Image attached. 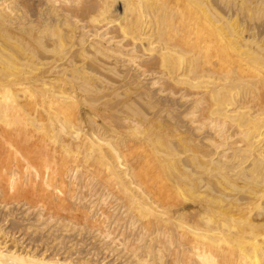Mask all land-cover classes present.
I'll return each mask as SVG.
<instances>
[{
  "label": "bare ground",
  "instance_id": "6f19581e",
  "mask_svg": "<svg viewBox=\"0 0 264 264\" xmlns=\"http://www.w3.org/2000/svg\"><path fill=\"white\" fill-rule=\"evenodd\" d=\"M0 213V264H264V0H0Z\"/></svg>",
  "mask_w": 264,
  "mask_h": 264
},
{
  "label": "rangeland",
  "instance_id": "374dc122",
  "mask_svg": "<svg viewBox=\"0 0 264 264\" xmlns=\"http://www.w3.org/2000/svg\"><path fill=\"white\" fill-rule=\"evenodd\" d=\"M2 213H3L4 217H5V213H4V212H2ZM2 213H0V218H1V219H0V224H3V223H1V220H2V222L5 223V221H3V220H4V219H3L4 217L2 216ZM19 214H20V212L17 211V210H15V213H14L13 215H10V216H9V219H11L10 222H8L7 224H4V227H6V229H9V228H10V229H9V234L12 235V233H13V235H14V233H15V235H16V236L14 235L15 237H18V236H19V238H21V237L24 236L25 239H28V238H30V237H29L30 235H29V236H28V235H22V234H24V233L21 234V232H24V231L22 230V227L20 226V225H22V221H20V215H19ZM1 216H2V217H1ZM11 216H13V217H11ZM5 218H6V217H5ZM14 218H15L16 220H15ZM12 220H15V221H12ZM17 221H19V223H18ZM11 222H15V223H11ZM16 222H17V223H16ZM24 223H25V222H24ZM24 223H23V224H24ZM11 224H13L12 226L17 227V228H15V229L12 228V227H11ZM19 224H20V225H19ZM15 225H16V226H15ZM17 225H18V226H17ZM9 226H10V227H9ZM19 226H20V227H19ZM18 227H19V229H21L22 231L20 230V232H19ZM11 229H12V232H11ZM16 229H17V230H16ZM16 232H18V233H16ZM11 235H10V236H11ZM21 235H22V236H21ZM36 237H37V236H36ZM36 237H34V238H36ZM31 238H32V236H31ZM36 239H37V238H36ZM36 239H34V240H36ZM28 242H29V240L26 241V243H28ZM26 243H25V244H26ZM36 243H39V242L36 241ZM86 244H87V243H86ZM88 244H89V243H88ZM88 244H87V245H88ZM82 247L86 249V246H82ZM100 252H101V253H100ZM100 252H99L100 256L103 255L102 257H106V258H107V261L109 260L110 262H112V259H113L112 256H110V257L106 256V255H108V254H107V253H104L101 249H100ZM103 253H104V254H103ZM105 254H106V255H105ZM100 256H99V257H100ZM108 258H111V260L108 259ZM105 261H106V259H105Z\"/></svg>",
  "mask_w": 264,
  "mask_h": 264
}]
</instances>
